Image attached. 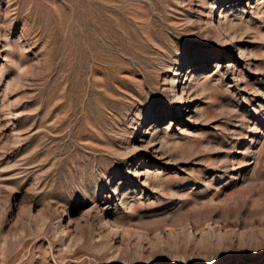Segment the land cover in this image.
<instances>
[{
  "label": "rangeland",
  "instance_id": "obj_1",
  "mask_svg": "<svg viewBox=\"0 0 264 264\" xmlns=\"http://www.w3.org/2000/svg\"><path fill=\"white\" fill-rule=\"evenodd\" d=\"M0 264H264V0H0Z\"/></svg>",
  "mask_w": 264,
  "mask_h": 264
},
{
  "label": "bare ground",
  "instance_id": "obj_2",
  "mask_svg": "<svg viewBox=\"0 0 264 264\" xmlns=\"http://www.w3.org/2000/svg\"><path fill=\"white\" fill-rule=\"evenodd\" d=\"M228 224H229V223H228ZM228 224H227V225L225 224V225H226V227H227V226H229ZM224 228H225V227H224Z\"/></svg>",
  "mask_w": 264,
  "mask_h": 264
}]
</instances>
